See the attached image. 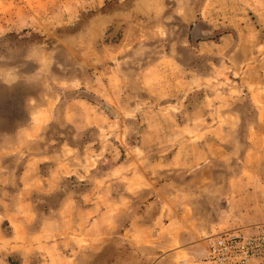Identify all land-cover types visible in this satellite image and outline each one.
Returning a JSON list of instances; mask_svg holds the SVG:
<instances>
[{
  "label": "rangeland",
  "instance_id": "obj_1",
  "mask_svg": "<svg viewBox=\"0 0 264 264\" xmlns=\"http://www.w3.org/2000/svg\"><path fill=\"white\" fill-rule=\"evenodd\" d=\"M0 264H264V0H0Z\"/></svg>",
  "mask_w": 264,
  "mask_h": 264
},
{
  "label": "built area",
  "instance_id": "obj_2",
  "mask_svg": "<svg viewBox=\"0 0 264 264\" xmlns=\"http://www.w3.org/2000/svg\"><path fill=\"white\" fill-rule=\"evenodd\" d=\"M239 235L226 234L218 237L209 247V257L223 259H233L238 256V252H243L244 256L239 257V262L245 263L248 260L247 251L250 247L249 241L239 240Z\"/></svg>",
  "mask_w": 264,
  "mask_h": 264
}]
</instances>
